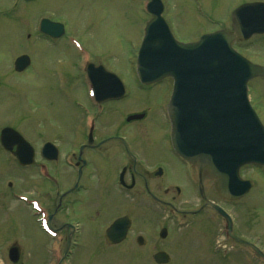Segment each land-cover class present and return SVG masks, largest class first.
I'll use <instances>...</instances> for the list:
<instances>
[{
  "label": "rangeland",
  "instance_id": "1",
  "mask_svg": "<svg viewBox=\"0 0 264 264\" xmlns=\"http://www.w3.org/2000/svg\"><path fill=\"white\" fill-rule=\"evenodd\" d=\"M13 1L0 0V126L7 123L6 125L15 127L31 141L35 137L33 139L35 144H37V139H42L47 134L62 133L68 137L69 133L73 132L67 125L68 110H71L69 100L62 94L67 91L66 86L56 85L61 78L60 68L56 73L51 71L53 68L60 67L61 64L55 61V57L59 55L55 50L68 48V46L63 41H60L56 47L39 41L34 34L39 14L50 10L53 18L64 19L67 32H115L108 39L110 43V39L126 40L135 32H139L138 28H141L144 21L149 18L143 9L144 0H35L33 3L17 0L14 6L15 13ZM245 1L254 0H162L163 16L171 25L175 32L174 35L178 39L193 40L203 32L218 27H229L231 10ZM108 6L112 14L106 17ZM11 16L12 18L9 19L8 17ZM98 43L102 45L103 42ZM233 43L250 60L264 64V35L260 38L251 36L244 41L235 40ZM113 46L114 57L100 56L101 60H104L105 65L113 70L120 69V73H123L129 82L132 93V98L126 100L119 107L127 111L134 108L138 111L144 110L147 112L148 118L140 122H133L130 124L132 126L128 128L129 125L123 126V122L120 121L121 116H117L115 128L110 126V130L113 129L128 136L130 133H135L133 142L138 149L142 150L145 157L162 156L165 162L171 163L174 158L168 151L163 154L155 152V148L159 146L169 147L168 138L163 129L165 123L160 118V103L164 96L167 98L169 92L168 89L165 90L168 81H165V86L163 82L152 86H142L138 89L132 74H135L134 67L130 71L126 69V64L131 67L133 63V59L131 60L129 54L126 53V46L121 41L113 43ZM23 52L31 55L32 61L27 69L15 72L13 69L14 56ZM105 58L108 59L105 60ZM251 84V101L257 107L259 118L264 123V79H255ZM138 104L142 105L136 106ZM47 126L54 128L48 129ZM141 126H145V132L138 131ZM72 135L75 136V134ZM72 135L69 139L72 138ZM69 146V143H64L61 147L69 148ZM162 165L166 168V164ZM14 166L0 151V245L9 238H17L21 257L24 258L28 253L31 256L30 264H38L42 252L43 259L46 258L45 254L49 246H47L48 241L45 238L49 240V237L45 233L44 235L38 228V224H34L31 220L28 203L16 200L12 196L10 198L5 194V191L11 186L26 198L29 196L32 198L34 195L38 196L42 193L40 191L34 193L31 188H46L41 191L45 194H54L55 190L69 187L72 181L59 178L55 183L53 178L33 179L35 174L32 171H19ZM51 168L61 174L65 169L61 170L60 164L51 165ZM252 170L245 168L243 177L254 178L258 190L252 191L239 201L223 204L233 213L235 221H237V231L249 238L255 236L254 238L258 239L261 246L264 247V175L252 172ZM99 183L98 185L101 186ZM104 184H107L106 181ZM90 188L97 190V183L94 182ZM212 197L221 202L214 190H212ZM163 199L172 200H170V194L164 196ZM191 201V198L186 199L181 194L174 203L184 209H191L193 207ZM144 204L143 201L140 205ZM102 205L103 202L99 208L102 209ZM77 210V207L73 208L75 213ZM97 215L93 214L94 220ZM101 215L102 212L99 217ZM143 215L145 214L143 213ZM154 215L155 211H149L146 217H153L152 222H154ZM159 216V224L166 225L169 230L174 232L173 235L167 236L168 239L163 243L142 244L140 247L135 244L109 247L97 238V233L90 235V238H85L88 235L85 234L83 244L77 250H73V253L75 250L76 252L72 256L71 264H154L148 259L154 252V248L163 249L171 255V259L164 264H264V262L256 261V258L247 251L240 252L239 247H236L225 257L214 252L213 245L208 242L209 239L212 241L214 237V229L211 228L207 233L204 232L202 226L197 229V225L190 223L193 218L191 216L187 217L188 225L187 228L184 226V229L182 226H175V218L167 217L165 207ZM59 217L62 216L56 214L54 218L58 220ZM108 221L109 219L100 221L99 226L102 228L104 222ZM144 224L150 227L148 220ZM143 234L145 235V233ZM7 246L5 243V249L3 246L0 247V264H12L8 262L6 256Z\"/></svg>",
  "mask_w": 264,
  "mask_h": 264
},
{
  "label": "flooded vegetation",
  "instance_id": "2",
  "mask_svg": "<svg viewBox=\"0 0 264 264\" xmlns=\"http://www.w3.org/2000/svg\"><path fill=\"white\" fill-rule=\"evenodd\" d=\"M40 36H43L48 44L49 42H57L61 39L66 40L68 43L69 37L75 36L82 43H85H81L83 51L84 47L89 48L92 52H97V49L104 50L108 48L105 45L96 47V45L89 44L90 41L97 39L94 32H82L80 35L76 33L73 35V32H64L61 36L54 38L50 35ZM67 50L70 51V61H68L67 55L63 53ZM67 50L61 52V56L63 57H59L58 61L59 63L69 62V67L74 68V71L67 68L65 74L75 77L65 79L67 81L70 80L72 82L71 85H75L77 90L81 91L78 92L76 89H70L71 91L69 92L70 98H75L76 107L69 110L70 116L69 118L67 117V125H69L70 131L75 136L73 137L70 133L68 137L62 133H53L47 134L42 139H37V144L33 141L34 137L31 143L34 146V161L30 164V167L33 173L36 174V177L39 176V165L44 166V168L45 165L51 168V165L60 164L61 170L65 168L62 174L52 169L54 172H45V176L52 175L62 180H74L69 187L56 190L54 194H42L45 200L40 206L41 208H45L46 211V228L48 227L55 232V235H58V233L60 235L56 237V241L54 240L59 245L60 258L59 261H55L52 264H63V261H65L64 264H71L74 253L70 251V246L73 245L74 249L76 247L78 249L79 244H83V236L85 234H88L85 238H90V235L97 233V238L101 242H105V238L101 237L105 226L111 220L121 215L129 216L130 224L125 237L118 243L108 245L109 247L125 246L127 244H135L140 247L142 244L153 243L155 245L158 242L163 243L168 239L167 236L174 233L166 225L159 224V215L160 213L162 214L164 207L171 208L173 212L180 213L186 219L190 216L195 218H192L190 223L197 225V229H200L199 226H202L205 233L211 228L214 229L217 226L215 223H220L219 221H222L224 218L215 210L205 205L206 201L214 202L225 208V203H233L238 200H228L219 196L215 188L216 181L211 176L209 169L200 167L197 163H188L182 160L174 153L171 146H159L155 148V152L159 154L168 151L174 158L171 163L165 162L162 156L147 158L143 155L142 150L138 149L133 142L134 136H136L135 133H130V136H128L113 130L115 128V115L120 110L118 105L127 97L126 93L117 99L103 100L100 103L102 104L100 106L102 107V112L93 111L92 108H89V105H84L82 86H89V79L83 65L88 61L104 63V60H98L90 55V58L88 57L84 62L83 54L80 51L76 52L73 48ZM109 85L113 87L112 83H109ZM140 105L142 104L136 106ZM88 110H90L91 114H86ZM143 112L145 114L142 119L147 118L146 111ZM162 116L160 112V118L163 120L164 117L162 118ZM111 121H113V124ZM110 126L113 127L112 130H110ZM47 128L52 129L54 127L47 126ZM163 129L167 137L166 124L163 125ZM120 130L122 129L120 128ZM138 131L145 132V126L138 128ZM71 135L72 138L69 139ZM47 141L53 142L57 147L56 160L46 159L41 154V146ZM64 143H69V148L61 147ZM50 153L48 151L44 154L46 157H49ZM162 164H166V168ZM99 180H101L103 185L106 181L107 184L104 185L105 192L104 190L99 191L90 188L94 182ZM212 190L221 199L222 203L212 197ZM169 194L170 200L172 199L173 201L163 199L164 196ZM181 194L186 199L191 198L193 205L191 209H184L177 203H174L176 198ZM35 200L41 203L39 198H35ZM143 201L145 204L140 205ZM102 202L104 204L101 209L99 205ZM75 207L78 209L77 213L73 211ZM37 208L42 211L41 208ZM149 211H155L154 222H152L153 217H146ZM100 212H102V215L99 217ZM95 213L98 214L96 220H94L95 217L93 216ZM56 214H60L62 217H59L57 220L54 218ZM230 216L233 218L231 213ZM106 219H109V221L104 222L101 228L99 226L100 221ZM146 220L150 222V227L144 224ZM224 226L225 224H219L214 229V236L220 230H223L225 240L230 241V244H233V248L234 244H237L239 241L232 236L228 239L226 236V226ZM86 227L88 229H85ZM162 227H166L167 229L166 237L159 238L158 231ZM234 234L241 238L244 235L242 232L237 233L236 230ZM254 237L253 239H256ZM241 243L243 242H239V244ZM154 249L156 250L157 248ZM17 264L25 263L21 259H18Z\"/></svg>",
  "mask_w": 264,
  "mask_h": 264
},
{
  "label": "water",
  "instance_id": "3",
  "mask_svg": "<svg viewBox=\"0 0 264 264\" xmlns=\"http://www.w3.org/2000/svg\"><path fill=\"white\" fill-rule=\"evenodd\" d=\"M148 8L153 13V18L147 23V34L142 45L144 54L149 49V67L145 69L147 77L144 76V80L153 81L165 74L175 76V69L183 73L191 70V76L200 77L197 84L203 90L201 96L194 95L190 98L187 95L181 99V102L188 103L189 100L195 101L199 97L196 103L201 106L183 104L178 110H174L170 103L168 108L173 123L174 147L188 159L199 158L206 163L218 179L217 187L221 194L228 195L231 191L242 193L236 188L239 165L246 161L264 162V154L258 149L263 147L262 129L250 115L245 98L246 80L255 74H264V68L237 55L230 48V41L234 35L246 37L264 30V3H244L233 11L234 34L222 29L204 34L191 43H179L170 36L161 17L162 5L159 0H151ZM154 37L161 38L163 42L160 43ZM151 47L162 49L153 52ZM185 57L190 58V61L195 60L197 64L178 66L176 59ZM27 63V57L20 56L15 62L16 69H22ZM186 76L188 75L182 77ZM179 77H176V84L179 83ZM4 130L10 135L16 134L13 129ZM256 134L260 142L258 138L254 142ZM16 136L21 140L20 136ZM244 184L245 190L246 183ZM121 221L125 219L113 222L106 232L107 237L114 231H124ZM122 235L120 233L116 239ZM154 258L166 261L167 255L158 252Z\"/></svg>",
  "mask_w": 264,
  "mask_h": 264
}]
</instances>
